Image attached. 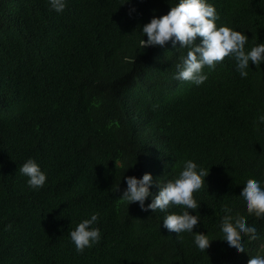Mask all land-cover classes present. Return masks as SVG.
<instances>
[{"label":"trees","instance_id":"obj_1","mask_svg":"<svg viewBox=\"0 0 264 264\" xmlns=\"http://www.w3.org/2000/svg\"><path fill=\"white\" fill-rule=\"evenodd\" d=\"M207 2L218 27L248 37L246 50L264 43V0ZM65 3L57 13L49 0H0V264H247L264 254V219L240 197L248 179L264 188V63L242 78L226 57L200 86L177 81L185 50L139 41L178 0ZM28 159L47 176L38 190L18 171ZM186 160L210 170L189 210L201 217L193 233L212 241L206 251L163 227L179 206L153 213L120 200L126 177L151 174L155 195ZM225 205L257 228L243 253L222 241ZM94 213L100 242L79 254L69 232Z\"/></svg>","mask_w":264,"mask_h":264},{"label":"clouds","instance_id":"obj_2","mask_svg":"<svg viewBox=\"0 0 264 264\" xmlns=\"http://www.w3.org/2000/svg\"><path fill=\"white\" fill-rule=\"evenodd\" d=\"M50 6L57 13L65 10V0H49ZM170 6V5H169ZM220 19L215 7L207 0H178L166 15L155 17L149 23L142 26L143 37L140 47H161L168 42L173 48L179 44L178 50H185L186 54L179 55V62L175 65L177 81L191 82L200 86L207 81L208 76L203 72L207 67L215 71L218 63L226 57L234 59L236 70L242 78H247L250 62L256 67L264 63V43L256 44L250 50H246L248 37L242 32L233 30L226 25L217 26ZM200 43L197 44V38ZM258 124H264V114L258 117ZM257 130H259L257 128ZM19 173L26 176L27 185L33 190H38L45 185L47 176L41 171L34 159H28L18 169ZM210 170L198 167L192 160H186L182 164V170L173 179L166 182L158 180V193L150 192L153 177L144 174L141 179L126 177L127 188L120 200L128 205L138 203L142 211L151 210L167 213L170 207L179 206V213L166 214L163 217V227L171 233L179 235L183 232L192 233L194 243L200 251H206L211 242L208 235L193 233L201 219L199 214L190 215V211L197 212L200 204L193 198V193L200 190L205 184V178ZM119 191V187H117ZM240 197L246 204L248 216L264 219V188L259 181L248 179L243 187ZM151 198V203L145 207V201ZM225 215L221 219L220 229L225 241L230 248L237 252H245L243 238L256 241L259 239L255 225H249L245 215L236 212L225 205L222 209ZM99 213H94L89 219H83L74 230L69 232L71 242L77 253L82 254L84 249L100 242L101 233L97 223ZM11 228V225H8ZM264 248V245H261ZM247 264H264V254L250 257Z\"/></svg>","mask_w":264,"mask_h":264}]
</instances>
